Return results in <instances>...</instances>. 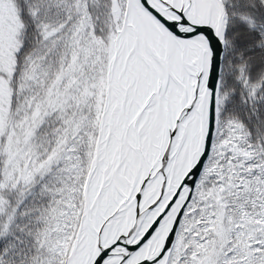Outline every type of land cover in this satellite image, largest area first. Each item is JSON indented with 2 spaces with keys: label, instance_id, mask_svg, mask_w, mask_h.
I'll return each mask as SVG.
<instances>
[{
  "label": "snow or ice",
  "instance_id": "obj_1",
  "mask_svg": "<svg viewBox=\"0 0 264 264\" xmlns=\"http://www.w3.org/2000/svg\"><path fill=\"white\" fill-rule=\"evenodd\" d=\"M0 264H264V0H0Z\"/></svg>",
  "mask_w": 264,
  "mask_h": 264
}]
</instances>
